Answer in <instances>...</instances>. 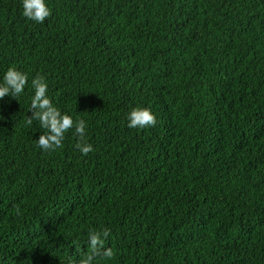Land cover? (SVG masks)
<instances>
[{"label": "trees", "instance_id": "16d2710c", "mask_svg": "<svg viewBox=\"0 0 264 264\" xmlns=\"http://www.w3.org/2000/svg\"><path fill=\"white\" fill-rule=\"evenodd\" d=\"M0 0V264H264V0ZM94 151L44 152L26 124L36 74ZM150 108L155 127L130 129Z\"/></svg>", "mask_w": 264, "mask_h": 264}, {"label": "clouds", "instance_id": "9594fccd", "mask_svg": "<svg viewBox=\"0 0 264 264\" xmlns=\"http://www.w3.org/2000/svg\"><path fill=\"white\" fill-rule=\"evenodd\" d=\"M22 15L30 21L43 24L52 15V9L46 0H22ZM29 76L15 66L9 67L0 82V100L6 96L16 98L20 96L28 85ZM34 95L31 98L26 124L31 126L37 121L45 131L39 136L37 146L44 152L55 151L63 147L65 134L75 130L77 143L75 148L84 156L94 151L93 145L86 139L87 123L82 118L74 119L73 116L63 113L57 108L52 98L48 96V83L46 77L37 73L31 80ZM3 119V117H0ZM127 127L130 129H144L155 127L157 117L150 108L135 107L126 116ZM110 236L107 228L101 230L90 229L88 232V251L82 253V258L77 264H96L98 259H112L115 252L111 247H105L106 240Z\"/></svg>", "mask_w": 264, "mask_h": 264}]
</instances>
